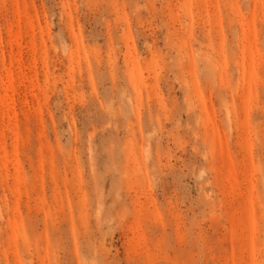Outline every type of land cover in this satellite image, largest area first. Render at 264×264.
Here are the masks:
<instances>
[{
    "label": "rangeland",
    "instance_id": "obj_1",
    "mask_svg": "<svg viewBox=\"0 0 264 264\" xmlns=\"http://www.w3.org/2000/svg\"><path fill=\"white\" fill-rule=\"evenodd\" d=\"M0 264H264V0H0Z\"/></svg>",
    "mask_w": 264,
    "mask_h": 264
}]
</instances>
